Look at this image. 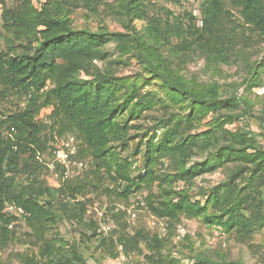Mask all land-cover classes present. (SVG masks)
<instances>
[{
    "label": "trees",
    "instance_id": "1",
    "mask_svg": "<svg viewBox=\"0 0 264 264\" xmlns=\"http://www.w3.org/2000/svg\"><path fill=\"white\" fill-rule=\"evenodd\" d=\"M72 1L40 0L37 6L33 0H19L16 5L0 0V96L16 94L24 98L23 107L0 119V249L15 240L13 224L23 218L42 240L39 258L26 257L27 264H90L78 242H73L68 250L57 243L62 239L55 231L59 221L67 217L92 231L83 236L87 240H83L85 247L92 238H98L97 248L107 249L108 256L117 258L121 253L129 256L142 252L141 245L145 244L153 251L145 255L150 264H178L173 258L162 257L166 244L158 233H151L144 226L128 231L124 222L122 230L110 229V235H105L95 221L85 218V201L72 203L61 198L67 193L74 197L88 182L76 184L70 177L55 184L46 176L37 175L45 168L40 155L44 160L52 157L54 133L66 132L76 133L84 142L77 158L90 155L98 171L104 168L111 179L127 182L118 192L123 197H128L133 187L140 189L143 183H164H159L160 189L149 194L146 201L152 214L167 219L168 229L182 216L200 217L205 223L235 231L240 243L251 245L255 233L264 226V150L255 137L233 132L224 125L238 116L233 110L243 105L250 108V104L234 94L223 98L217 81L195 85L177 70L180 66H172L173 59L163 50L171 47L174 56L199 52L214 66L236 62L239 42L247 37L246 28L264 38V0H170L179 5L199 1V13L194 9L184 19L173 21L150 18L146 0H118L116 5L104 0H83L92 10L105 3L104 8L118 15L126 31L74 27L70 17L71 6L75 5ZM233 10L239 11L242 23L233 19ZM135 20L146 23L139 28ZM171 38H177V43H171ZM111 41L117 43L121 55L140 64L144 76L119 77L96 65V60L108 57L106 46ZM149 79L158 84L164 99L150 91L141 93L143 83ZM159 103L165 108L186 104L190 112L183 116L171 113L160 125V138L145 141L146 174L140 173L137 181L128 171L132 161L123 155L132 138L130 120ZM46 107H52L51 113L40 117ZM212 111L220 112L214 128L188 131L194 120H201ZM260 119L264 122V109ZM142 142L133 143L134 152L141 151ZM198 151L207 156L190 164ZM164 159L172 161L175 168L156 175V165L163 166ZM233 161L240 163L226 180L201 192L205 201L194 200L189 189L172 186L180 180L192 186L193 176ZM247 170L246 179L238 180ZM31 173L35 175L31 177ZM104 188L114 192L110 187ZM8 205L14 211H9ZM60 211L64 216H60ZM126 214V210H119L112 216L122 220ZM48 232L53 234L48 236ZM224 263L240 264L226 260L221 263L205 253L194 255L191 264ZM94 264L105 263L96 258Z\"/></svg>",
    "mask_w": 264,
    "mask_h": 264
},
{
    "label": "rangeland",
    "instance_id": "2",
    "mask_svg": "<svg viewBox=\"0 0 264 264\" xmlns=\"http://www.w3.org/2000/svg\"><path fill=\"white\" fill-rule=\"evenodd\" d=\"M4 1L7 5H16L19 2V0ZM104 1L114 5L118 3V0ZM146 1L150 18L155 17L163 20L169 18L173 21L175 19H184L186 13L194 9H196L195 13H199V1H185L182 5L170 0ZM33 2L37 6L40 5V0H33ZM72 2L75 5L71 6L70 17L74 27H87L93 30L107 27L112 31H126L118 15L112 10L104 8L105 3H100L98 10H92L85 6L83 0H73ZM2 5L0 2V19ZM233 13V19H237L242 23L239 11L233 10ZM198 16L200 18V15ZM145 23V20H135V24L139 28ZM200 23L198 21V24ZM245 30L247 37L243 38L237 47V49H240L236 56L238 59L231 64L214 66L208 63L206 58L199 52L174 56L170 53L171 47L169 46H166L163 53L173 59L172 66H180L177 70L195 85H207L217 81L221 85L223 98L230 97L233 94L245 98L249 102L250 108H244L245 106L243 105L241 108L233 110L238 116L234 117L232 123L226 122L224 125L233 132L241 131L255 137L261 149L264 150V122L260 119L263 117L264 109V61L262 60L264 57V38L251 33L247 28ZM177 41V38H171V43L176 44ZM106 50L108 57L105 60L95 61L100 69H110L115 75L125 78L130 77V79L144 76L145 71L140 64L127 55H121L116 42H109ZM257 67H259L258 73L253 75ZM83 76L85 75L83 74ZM149 91L156 94L157 98H165L161 88L152 79L143 83L141 93ZM162 104H156L151 109H146L142 112L139 118L130 120V123L133 124L130 128L132 138L130 147L123 155L127 156L129 161H132L128 171L131 178H135L137 181H139L137 176L140 173L146 174L143 155L146 146L145 141L153 137V142H155L160 138L163 132V128L160 125L171 116V113L176 114V116H183L190 112L186 104H173L169 108H165ZM23 106L24 98L19 95L0 96V119ZM51 111L52 107L44 108L40 113V117H47ZM219 114L220 112H207L201 120H194V126L188 131L197 133L214 128ZM68 135L77 137L74 132H66L63 135L54 133L52 143L54 145L59 144ZM77 139L79 147H83V140L79 137ZM140 141H143L139 146L141 151L139 150L136 153L134 152L136 146L133 148V143ZM206 156L207 153L198 151L192 156L190 164L197 161L201 162ZM78 160L80 169L72 173L70 180L73 183L76 182V184L86 181L90 185L88 184L86 188L78 192L74 197L67 193L63 194L61 198L72 203L77 200L85 201L87 210L85 218L87 221H95L99 228L103 229V233H106L105 235H110V229L122 230V224L126 222L128 231H133L134 227L144 226L151 233H158L160 237H163L166 246L161 250L162 257L173 258L178 264H191L194 255L197 253H205L221 263L226 260L230 263L264 264V226L255 233L251 245L249 243H240L235 231L228 230L222 225L205 223L200 217L188 218L182 216L172 229H168L167 219L152 214L146 201L149 194L160 189L159 183H164L160 180H155L150 184L143 183L140 189L137 190V188L133 187L131 194L128 197H123L118 192L125 186L126 181L111 179L104 168H100L98 171L90 155H85V157L78 158ZM163 161V166L159 163L156 165V175H161L175 168L172 161L168 159ZM239 163L240 161L228 162L214 171L193 176L192 186L183 180L172 183V186L177 190L189 189L194 200L201 199L205 201L206 197H203L201 192L212 189L226 180L230 172ZM246 175H249V170L241 174L238 180L244 181L247 177ZM98 179L102 180L98 182ZM49 182L55 183L53 179H50ZM92 184H98L99 186L95 188ZM104 187H110L114 192L109 193ZM119 210H126L127 212L126 217L122 220L115 219L112 216L113 212ZM59 214L62 216V211ZM104 218L107 219L106 223L102 222ZM13 225L16 233L15 240L10 241L4 248L0 249V264H27L26 257L38 259L42 240L38 239L34 229L23 218H19ZM57 229L58 231H55V234L58 233L59 238L62 239V241L57 242L58 245L68 250L73 242H78L83 247L90 264H94L96 258L101 259L105 264H150L145 255L153 253V251L145 244L141 245L142 252H136L129 256L121 253L117 258H112L107 255V249L97 248V245H99L98 238H92L87 242V247H85L83 240L85 239V242L87 240L83 236L85 234L91 235L92 231L85 226L76 224L74 220H70L67 217L62 218ZM52 234L53 232H48V236ZM119 250H121V247H119Z\"/></svg>",
    "mask_w": 264,
    "mask_h": 264
},
{
    "label": "built area",
    "instance_id": "3",
    "mask_svg": "<svg viewBox=\"0 0 264 264\" xmlns=\"http://www.w3.org/2000/svg\"><path fill=\"white\" fill-rule=\"evenodd\" d=\"M8 1V0H6ZM52 157L44 160V156L40 155V159L44 162L45 168L37 175L53 179L55 184L60 180L67 179L72 173L80 169V162L77 158L79 143L75 135H68L66 139L59 144H53ZM35 173H31L33 177ZM9 211H14L12 205H8ZM22 212V211H21Z\"/></svg>",
    "mask_w": 264,
    "mask_h": 264
}]
</instances>
